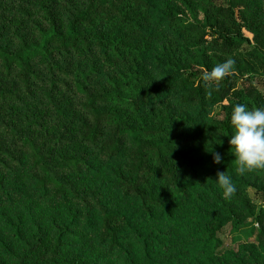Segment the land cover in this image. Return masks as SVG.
I'll return each mask as SVG.
<instances>
[{"label":"trees","instance_id":"trees-1","mask_svg":"<svg viewBox=\"0 0 264 264\" xmlns=\"http://www.w3.org/2000/svg\"><path fill=\"white\" fill-rule=\"evenodd\" d=\"M237 103L264 107V0H0V264H264Z\"/></svg>","mask_w":264,"mask_h":264},{"label":"clouds","instance_id":"clouds-1","mask_svg":"<svg viewBox=\"0 0 264 264\" xmlns=\"http://www.w3.org/2000/svg\"><path fill=\"white\" fill-rule=\"evenodd\" d=\"M234 64L235 60L228 58L210 71L203 72L201 79L209 84L211 90H215L219 82L234 71ZM230 128L228 144L231 146L236 174L244 175L264 169V107L249 108L243 103L235 104L230 114ZM221 162V154L213 153V163ZM215 181L222 190L223 198L230 199L236 191L232 177L224 171H218Z\"/></svg>","mask_w":264,"mask_h":264}]
</instances>
